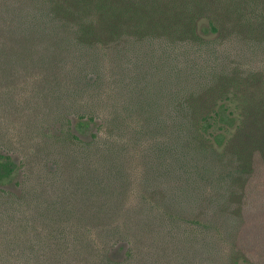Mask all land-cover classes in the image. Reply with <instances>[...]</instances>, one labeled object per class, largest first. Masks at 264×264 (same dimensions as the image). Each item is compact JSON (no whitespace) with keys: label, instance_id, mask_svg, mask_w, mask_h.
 <instances>
[{"label":"trees","instance_id":"trees-1","mask_svg":"<svg viewBox=\"0 0 264 264\" xmlns=\"http://www.w3.org/2000/svg\"><path fill=\"white\" fill-rule=\"evenodd\" d=\"M0 21L11 32L0 40V67H27L29 57L39 67H72L78 87L68 96L91 99L75 107L77 118L45 122L48 147L74 169L71 200L40 198L16 180L21 163L15 156L0 152V264H60L72 254L69 244L81 248L85 235L69 231L71 214L84 220L78 228L90 230L87 220L107 215L106 197L124 192L116 161L101 156L106 119L98 106L101 96L125 88L139 100L126 105L130 111L149 112L155 95L169 100L166 119L139 120L141 128L170 134L171 162L159 173L177 183L169 195L161 185L158 205L170 201L184 209L165 214L172 228L181 231L189 214L188 231L214 249L216 260L264 264V70L230 68L235 35L264 36V0H0ZM130 67L155 70L142 75V84ZM155 76L165 80L166 92L152 87ZM105 79L111 87L102 85ZM111 124V130L123 128L117 117ZM17 183L19 191L12 187ZM37 218L54 224L50 244H39L47 237ZM213 236L229 239L226 251ZM126 253L134 255L132 248Z\"/></svg>","mask_w":264,"mask_h":264},{"label":"rangeland","instance_id":"rangeland-1","mask_svg":"<svg viewBox=\"0 0 264 264\" xmlns=\"http://www.w3.org/2000/svg\"><path fill=\"white\" fill-rule=\"evenodd\" d=\"M7 28V23L0 21V40L8 39L11 35ZM230 42L233 52V67L230 68L264 70V36L239 34ZM27 65L0 67V152H9L15 156L21 163L16 180L26 182L40 198L60 196L71 200L76 195L71 185L75 172L69 162L62 164L57 160V151L48 147L45 122L65 114L77 118L78 111L75 107H81L85 99H91H87L88 96L78 99L68 96L67 91L72 86L78 87L72 77V67H39L30 57L27 58ZM106 68L110 71V67ZM129 69L133 70L130 75L137 76L138 82L142 84L145 83L142 75L155 70L153 67ZM128 77L129 75L126 80ZM145 78L147 81V77ZM155 78L156 76L152 87L162 85L165 87L163 92H166L165 80L158 82ZM90 80H94L93 75ZM102 85L105 88L111 87L107 80ZM125 90L123 94L114 91L101 96L98 106L99 117L106 119L103 131L99 133V146L105 153L101 156L106 155L109 162L111 159L116 161L117 170L122 175L120 183L124 184V192L116 200L114 196L106 197L104 212L107 215L87 220L86 222L92 221L87 226L90 230L78 228L77 220L81 217L78 213L71 214L69 231L85 235L78 241L81 248L75 243L69 244L72 254L61 256L60 264H91V259L93 264H226L225 260H216L214 249L204 245L202 240L194 238L192 232L188 231L189 214H186L188 216L183 222L184 230L172 228L167 216L170 213L181 214L184 209L170 201L165 202L164 206L158 205L164 202L160 200L164 196V189L169 195L173 185L177 183L170 175L159 173L162 169H167L171 162L166 151L170 134L162 129L141 128L139 119L153 120L154 116L160 120L166 119L169 100L155 95L156 101L153 99L154 102L150 103L152 107L149 112L147 109L145 112L130 111L126 105L129 102L134 105L138 98L133 97L134 94L127 88ZM139 98L143 99L142 96ZM150 101L152 100L149 99ZM114 117L122 121L123 128L120 131L111 130ZM98 161L95 160L97 163ZM99 163L102 164L101 161ZM149 177L152 180L156 177L153 186L144 184V179ZM12 187L17 191L21 189L18 183ZM84 198L85 195L83 200ZM149 200L158 206L151 207ZM96 205L95 201L91 202L93 209ZM197 212V209L192 211ZM42 219L37 218L36 225L39 232L47 237L46 240H40L39 244L44 246L51 243L48 231L54 224L48 221L43 223ZM81 220L84 221L82 218ZM227 231L232 230L227 228ZM213 237L216 242L221 241L220 247L226 251L229 239ZM63 242L67 243V239ZM131 248L133 256L126 253ZM108 250L109 255H106Z\"/></svg>","mask_w":264,"mask_h":264}]
</instances>
